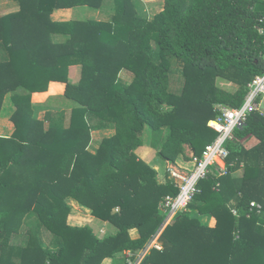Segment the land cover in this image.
I'll list each match as a JSON object with an SVG mask.
<instances>
[{
  "label": "trees",
  "instance_id": "trees-1",
  "mask_svg": "<svg viewBox=\"0 0 264 264\" xmlns=\"http://www.w3.org/2000/svg\"><path fill=\"white\" fill-rule=\"evenodd\" d=\"M11 1L17 10L0 14V111L7 95L15 106L14 132L0 138V264H101L117 253L137 255L162 222L164 199L178 192L136 155L145 128L152 149L172 164L179 155L189 160L187 149L200 156L215 140L207 123L216 107H240L247 85L264 72V34L256 29L264 0H161L148 21L137 14L139 0ZM108 1L117 6L111 21L51 18L54 10H101ZM172 61L182 66L178 91ZM73 65L81 68L77 85L68 80ZM124 69L133 74L127 85L118 81ZM50 82L66 84L75 102L67 126L52 113L37 119L42 106L32 97ZM100 128L113 134L91 154V132ZM226 148L229 174L212 169L161 235L162 251L139 264H264V118L252 113ZM254 201L262 211L247 217ZM70 202L121 228L99 240L88 226H70ZM209 212L214 227L193 217ZM24 224L25 243L12 245Z\"/></svg>",
  "mask_w": 264,
  "mask_h": 264
},
{
  "label": "crops",
  "instance_id": "crops-1",
  "mask_svg": "<svg viewBox=\"0 0 264 264\" xmlns=\"http://www.w3.org/2000/svg\"><path fill=\"white\" fill-rule=\"evenodd\" d=\"M109 5V2H106L104 4ZM103 6V9H104ZM94 9V8H88L86 6H80L76 8L71 9H64V10H54L52 13V20L54 22H69V21H100L99 16L102 15V10ZM17 10V5L12 2L11 0H0V14H7L10 12H13ZM94 15L87 16V15ZM104 15V14H103ZM73 83V82H72ZM33 103L37 104L38 106H42L40 108L39 112L37 113V119L39 121H42L45 113H65V116H69V113L71 109L69 110L68 107L71 103L70 100L66 98V84L61 82H50L48 86V90L46 93H42L41 95H34L32 97ZM53 109V110H49ZM15 111V106L11 102L10 96L7 95L3 101L2 108L0 111V138H9L12 136L14 132V125L12 124L10 117ZM52 114V119L54 118L56 120V116ZM211 121V120H210ZM47 121H46V127H47ZM113 134L112 130L108 129H98L91 132V140L92 137L94 138V135L99 136V142L97 145H94L91 148V153H95L96 150L99 148L102 140L104 138H107ZM150 130L145 128L144 136H143V144L141 148L137 151L136 155L140 160H142L147 166H149L150 169L154 170L157 174V181L159 184H164L166 180H169L174 187L176 188L177 181L176 179H173L171 174L174 173H187L188 171H191L194 167V156L191 152L190 155H188L189 150L187 149L186 155L189 157V160H186L183 156L179 155L177 158H175L174 164L169 163L166 160H163L158 156V154L152 149L150 145ZM232 142V141H231ZM93 143L91 142L90 146ZM227 165V161H226ZM241 175V172L233 173L229 180L232 178L239 179ZM231 181V180H230ZM255 202V201H254ZM257 203V202H256ZM259 204V203H258ZM71 205V211L67 219V223L70 226L75 227H83L88 226L90 229L94 232V234L97 236L99 240H104L108 237L113 236L120 227V221L117 220L114 223L109 222H102L95 217L91 216V211L87 208L81 207L78 204L74 202H70ZM79 210V211H76ZM237 209H230L231 215L238 219L240 217L239 211L238 216L233 215V211ZM75 211V212H74ZM252 214V213H251ZM201 224L208 225L209 227H214L216 220L215 217L212 216V214L209 213H195L193 215ZM250 217V215H249ZM129 237L131 239H134L138 236L137 230L133 229L129 232ZM14 239V238H13ZM125 252L117 253L113 255L111 258H106L101 261V264H124L125 260Z\"/></svg>",
  "mask_w": 264,
  "mask_h": 264
},
{
  "label": "built area",
  "instance_id": "built-area-1",
  "mask_svg": "<svg viewBox=\"0 0 264 264\" xmlns=\"http://www.w3.org/2000/svg\"><path fill=\"white\" fill-rule=\"evenodd\" d=\"M256 29L259 34H264V11L259 17ZM217 116L207 123V126L216 133L215 140L207 145L200 156L194 157V167L187 173H172L176 179L177 195L167 196L162 204L163 219L158 229L137 255L131 251L125 252L127 264H139L143 258L152 250L161 252L163 247L160 242L161 235L165 229L172 224L178 214L184 212L192 202L195 195L200 192L199 183L206 180L212 169L218 172L220 177L229 174L226 160L229 152L226 148L228 142L233 141V133L245 127L248 117L252 113H258L264 118V72L255 76L246 87V96L238 108H229L223 105L216 107ZM218 184L215 189L218 188ZM262 207L256 202L249 205L247 217L251 213L260 214ZM238 216L237 210L233 211Z\"/></svg>",
  "mask_w": 264,
  "mask_h": 264
},
{
  "label": "rangeland",
  "instance_id": "rangeland-1",
  "mask_svg": "<svg viewBox=\"0 0 264 264\" xmlns=\"http://www.w3.org/2000/svg\"><path fill=\"white\" fill-rule=\"evenodd\" d=\"M138 2V0H136ZM140 2L137 4L136 6V11H137V14L142 17V18H146V20H151L153 18V16L155 14H157L158 12L161 11L162 7H163V3L161 0H139ZM111 5H106L104 6V9L101 11L102 12V15L99 16V20L100 21H111L112 17L115 15L116 11H117V6L114 5V3H112L111 1H108ZM104 14V15H103ZM87 16H92L94 17V15H87ZM90 21V20H88ZM153 26V25H152ZM145 29L146 31H152L153 28L149 27V26H145ZM143 28V30H145ZM150 29V30H149ZM58 40V38H56V41ZM171 72H172V76L174 78V89L175 90H180L181 89V85L180 83L182 82L181 81V74H182V66L180 64H178L177 61H172V65H171V68H170ZM80 76H81V68L79 66H76V65H73L70 67L69 69V76H68V80L69 82L73 85V84H78V82L80 81ZM133 78V74L127 70H122L120 73H119V76H118V81L121 82L125 85L131 83V80ZM73 82V83H72ZM216 85L222 89H225V90H230V91H234V88L231 87L230 85H228L225 81H222V80H217L216 82ZM172 86H171V91H172ZM174 92V91H173ZM175 93V92H174ZM75 102L74 101H71L70 105L68 107L65 106V108L67 109H71L73 107H75L76 105L74 104ZM49 110H53V109H49ZM71 113V111H70ZM70 113H69V116H65V113H55L53 114L54 116H56V120L54 121H60L62 120L63 121V126H67L69 124V119H70ZM89 119V117H88ZM59 121V122H60ZM47 126H49L47 124ZM45 128H47L45 126ZM99 136L98 135H94V138L92 137V140L90 138V141L89 143L91 144V142L93 143L91 146L89 144V147H88V151L91 153L93 151H91V148H95L93 147L94 145H97L98 142H99ZM91 154H95V153H91ZM188 155H190V153H188ZM76 211H79V210H76ZM75 212V211H74ZM33 221V220H31ZM30 222V221H29ZM29 226L27 224H24L23 225V228L21 229V233L20 234H17V236H15V238L12 240V245L14 246H17V245H23L26 241V236H25V231L27 230ZM48 235L47 234H42V241L44 243L45 246H49L50 245V238L47 237ZM124 260L126 262V259L124 257Z\"/></svg>",
  "mask_w": 264,
  "mask_h": 264
}]
</instances>
